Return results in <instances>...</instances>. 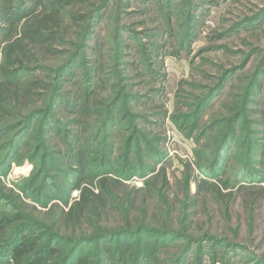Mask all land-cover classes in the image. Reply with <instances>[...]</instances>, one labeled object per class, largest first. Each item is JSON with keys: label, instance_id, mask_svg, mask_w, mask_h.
Returning <instances> with one entry per match:
<instances>
[{"label": "rangeland", "instance_id": "rangeland-1", "mask_svg": "<svg viewBox=\"0 0 264 264\" xmlns=\"http://www.w3.org/2000/svg\"><path fill=\"white\" fill-rule=\"evenodd\" d=\"M12 2L15 27L0 0V258L29 228L26 262L68 239L41 263L63 264L85 238L99 264L103 239L124 235L148 249L178 239L155 264H264V0ZM104 176L106 207L67 217Z\"/></svg>", "mask_w": 264, "mask_h": 264}, {"label": "trees", "instance_id": "trees-1", "mask_svg": "<svg viewBox=\"0 0 264 264\" xmlns=\"http://www.w3.org/2000/svg\"><path fill=\"white\" fill-rule=\"evenodd\" d=\"M1 1L3 2V8L5 10V13L9 16L6 20V23L8 25H11L12 27H15L14 25L17 23V20H16V14L14 10V4L12 0H1ZM43 1L44 0H38L37 3L43 4ZM64 8L56 9L55 7H53L51 14L48 17H46L45 19L46 21L44 22L46 23L56 22V20H58L59 18V12ZM36 38L40 40V42H43L45 40L44 37L43 39H39L38 35H36ZM15 75L17 76L18 73H15ZM13 79L14 78L10 76L9 78H7L8 81L6 82L11 83ZM3 86H4L3 84L0 85V100L2 98L1 88ZM25 140H26L25 136L20 137L18 141L16 142V144L18 143V146L16 147H18L19 149L22 146V144L25 142ZM16 147H15V150H16ZM15 150L14 152H12V154L16 152ZM81 154H82V150L78 149V151H76L75 159L80 160ZM127 154L128 155L131 154L129 153V150H127ZM12 160H11V157H9V160H8L9 165L11 164ZM110 167L111 169L113 168L111 165ZM125 169L126 168H122L121 171H124ZM139 176L140 178H144L146 175L142 171L141 174H139ZM132 177L133 175L128 174L126 179H130ZM108 178H109L108 176H104L101 179H99L98 186L101 188V192H103L105 189L107 190L109 186ZM69 184H71L70 190L72 192L80 190V186L78 185L79 183L78 184L69 183ZM79 194L80 195H79L78 200H76L74 204H72V206L65 213L67 217H72L75 211H78L80 215H84L86 211L88 210L89 205L92 203V199L96 200L97 204H99L101 207H106L107 205L105 200L103 199L104 192L100 194L99 192L94 193L91 190L83 189V190H80ZM67 200L68 199L64 200V202L65 203L68 202ZM8 223L10 222L8 221ZM28 230L29 228H22L18 230L17 233L13 235V237H11L8 241H6V244L4 248L2 249L3 253L0 258V262H1L0 264H41L43 262L45 255L47 254L54 255L60 252L61 250L64 249L63 247L64 246L66 247L68 243L70 242L68 241V239H61L63 240L64 244L60 243L56 245L52 242V240H50L47 242L46 246L39 253H37L33 258L29 259L28 262H26V260H24V256L36 251L35 249L36 245L34 243L36 242V239L35 237H32V235H30V232ZM124 237H125L124 235L123 237H121V235L111 237L112 238L111 242L114 241L116 242V245H117V248H115L113 252L112 250H110V248H113L115 246L112 247L111 245H109L111 244V242H109L110 239L108 237L103 239L105 244L108 245L110 248H108L107 246L108 255L104 259L99 258V262H98L99 264H104L105 262H106L105 264H107L109 259H110L109 262H111L112 264H132V263L133 264H155L158 260L155 254L158 251H161L164 248H167L169 246H176L177 240H178L175 237L171 239L172 236L165 237L166 239H164V237H159L158 239L154 241L152 248L148 249L147 246L144 245V242L126 241V239H123ZM160 238H163L164 240H160ZM86 242H91V241H88L85 238L77 241L74 245V248H72L69 251L65 259L63 260V264H90L89 257L91 255V251L84 253V247L85 248L87 247ZM170 242H172V244ZM187 253H189V251H187ZM188 258H189L188 254H183V255L181 254V257L177 260V264H187Z\"/></svg>", "mask_w": 264, "mask_h": 264}]
</instances>
